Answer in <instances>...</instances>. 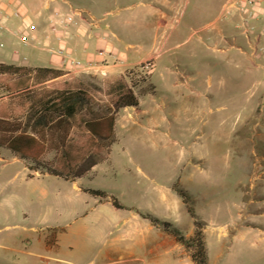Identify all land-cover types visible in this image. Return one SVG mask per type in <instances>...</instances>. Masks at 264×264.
<instances>
[{
	"label": "rangeland",
	"instance_id": "rangeland-1",
	"mask_svg": "<svg viewBox=\"0 0 264 264\" xmlns=\"http://www.w3.org/2000/svg\"><path fill=\"white\" fill-rule=\"evenodd\" d=\"M225 1L171 0L164 18L167 26L149 31L150 36L115 24L120 40L110 39L120 49L128 44L146 48L154 35L159 43L165 40L167 51L156 61L150 79L156 98L145 97L142 105L150 110L142 119L154 118L158 124L150 132L118 128V141L111 145L108 158L81 177V183L112 194L126 207L118 209L122 215L137 207L185 233L193 219L181 198L174 193L172 210L159 200L160 192L177 182L191 196L203 234L207 227L209 245L216 242L225 253L216 264H264V240L256 230L241 227L239 232L232 225L226 236H217L221 225L259 219V212L264 211L259 193L264 176V112L258 109L264 95L263 71L248 57L250 48L241 28L235 27L240 24L238 17L230 14L216 19ZM126 3L119 0L112 6L117 16H127ZM166 64L193 75V88L200 97L187 105L172 86V77H167ZM85 89L100 104L111 98L107 85ZM125 113L121 110L119 117ZM250 114L242 125L244 116ZM196 149L204 159L196 158ZM51 157L48 153L46 158ZM26 164L0 148V264H53L57 256L45 245L59 237L55 221L61 218L66 231L59 237L61 243H74V227L93 212L85 206L83 211L88 212L83 216L68 213V202L62 197L64 181L52 175L42 177L39 170H29L28 174L39 177L29 179ZM108 240L94 235L92 245L99 247ZM64 259L76 264L85 261Z\"/></svg>",
	"mask_w": 264,
	"mask_h": 264
},
{
	"label": "crops",
	"instance_id": "crops-1",
	"mask_svg": "<svg viewBox=\"0 0 264 264\" xmlns=\"http://www.w3.org/2000/svg\"><path fill=\"white\" fill-rule=\"evenodd\" d=\"M73 1L78 5L74 6ZM118 2L119 0H0V16L5 19L7 26V30L0 33V63L56 69L62 73L59 79L92 90L119 80L128 70L151 61V79L156 61L167 51L165 40L159 43L154 35L148 39L149 44L146 48L142 45L128 44L125 49H120L110 37L120 40L115 24L121 26L122 29H132L141 35L144 33L149 35V31H157L167 26L168 23L164 18L166 7L171 4V0H126L127 3L124 6L128 11L126 17L117 16V12H114L112 6L117 5ZM13 11H18L20 15L13 16ZM55 13L72 14L73 22L64 27L56 26ZM216 19L218 20V16ZM28 23H32L35 28L33 30L25 28V24ZM14 31L25 34L27 43L19 41L13 34ZM6 47L10 49H5ZM58 48L63 49L75 59L82 62H95L96 65L90 70L63 65L62 56L55 53ZM235 49L244 55L242 48L236 47ZM99 50L105 52L104 57L98 55ZM248 57L256 67H259L254 58ZM164 70L169 75L167 77H172V86L182 94L187 105L200 97L201 93L193 88V75L184 73V70H173L167 64ZM155 95L156 92L141 96L136 107L121 108L117 112L114 121L117 141L118 128L136 131L134 128L137 127L150 132L153 126L158 124L154 118L146 121L142 119L150 112L149 108L142 106L144 98L149 97L151 101H154ZM121 110L126 113L120 118ZM251 116V114L248 117L245 115L242 125ZM194 153L198 160L205 157L199 149H196ZM194 153L191 151L190 158ZM185 159L188 160V157ZM96 167L95 165L91 171ZM26 170L28 176L29 170L27 168ZM49 176L51 175H42V177ZM62 180L64 181L62 197L66 199L69 206L65 210L71 214L79 212L80 216H83L88 212L83 211L85 206H90L93 213L74 227L73 233L76 236L74 243H61L59 237L65 235L66 231L61 218L55 221L59 228V237H55L52 245H45L47 249L56 254L55 260L71 262L64 258L76 257L84 259L83 264H194L190 253L184 249L182 244L166 232L151 225L148 219L138 213L139 208L127 209L128 213L122 215L118 212L120 208L114 207L109 201H102L89 195L84 189L91 187L83 185L81 178L73 181ZM260 181L259 193L262 195L260 203L264 205V176ZM174 193L175 191L169 185L159 194V200L170 210L173 209V202L176 203ZM258 217L259 219L236 222L227 227L223 224L217 236H226L228 227L236 225L238 226L236 230L239 232H242L241 227L256 230L260 238L264 240V211L259 212ZM193 230L192 223L185 234L190 235ZM206 231L207 227L204 229V234L208 264H216L225 253L218 243L209 245ZM94 235L100 238L106 236L109 240L97 247L92 245ZM234 235L235 233L231 234V236ZM92 254H94V260L89 259Z\"/></svg>",
	"mask_w": 264,
	"mask_h": 264
},
{
	"label": "trees",
	"instance_id": "trees-1",
	"mask_svg": "<svg viewBox=\"0 0 264 264\" xmlns=\"http://www.w3.org/2000/svg\"><path fill=\"white\" fill-rule=\"evenodd\" d=\"M151 63H142L109 83L111 98L104 104L98 103L84 87L61 81L59 70L0 63V100L9 98L8 102H0V148L26 161L28 170L70 181L83 177L108 158L111 145L117 141V112L136 107L141 96L156 92L150 81ZM48 153L52 154L49 159ZM171 187L193 219L192 234L186 235L151 213H138L182 244L194 264H208L206 242L192 198L177 182ZM84 190L116 208H126L105 190Z\"/></svg>",
	"mask_w": 264,
	"mask_h": 264
},
{
	"label": "built area",
	"instance_id": "built-area-1",
	"mask_svg": "<svg viewBox=\"0 0 264 264\" xmlns=\"http://www.w3.org/2000/svg\"><path fill=\"white\" fill-rule=\"evenodd\" d=\"M230 14H235L238 17L240 24L235 25V27L241 28L240 33L245 38L250 48V56L254 59H260V62L257 63V66L262 69L264 78V0H226L222 5V9L218 15V19L224 18L226 15ZM12 15L17 17L20 14L18 11H13ZM71 22H73L72 14L55 13L56 26L64 27ZM25 28L33 30L35 26L32 23H28L25 24ZM6 30V21L2 16H0V33ZM13 34L16 35V37L22 43H27V37L22 32L14 31ZM55 53L62 56L63 65H67L73 68L90 70L96 65L95 62H82L78 59H75L70 54L65 53L61 48L56 49ZM98 55L104 57L105 52L103 50H99ZM258 109L260 113L264 112V95L259 102ZM53 261V264H74L64 260L56 259Z\"/></svg>",
	"mask_w": 264,
	"mask_h": 264
}]
</instances>
